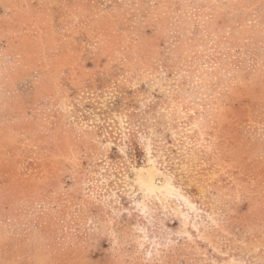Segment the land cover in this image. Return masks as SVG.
<instances>
[{"label":"rangeland","instance_id":"374dc122","mask_svg":"<svg viewBox=\"0 0 264 264\" xmlns=\"http://www.w3.org/2000/svg\"><path fill=\"white\" fill-rule=\"evenodd\" d=\"M0 264H264V0H0Z\"/></svg>","mask_w":264,"mask_h":264},{"label":"trees","instance_id":"16d2710c","mask_svg":"<svg viewBox=\"0 0 264 264\" xmlns=\"http://www.w3.org/2000/svg\"><path fill=\"white\" fill-rule=\"evenodd\" d=\"M128 134H129V131L127 132ZM134 134L132 133V136H133ZM129 142H133V140H132V137L130 138V141Z\"/></svg>","mask_w":264,"mask_h":264}]
</instances>
